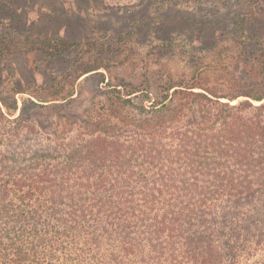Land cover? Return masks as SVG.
<instances>
[{"label":"trees","instance_id":"trees-1","mask_svg":"<svg viewBox=\"0 0 264 264\" xmlns=\"http://www.w3.org/2000/svg\"><path fill=\"white\" fill-rule=\"evenodd\" d=\"M99 3L145 7L148 31L162 5L221 22L187 33L189 72L127 77L0 26V264H264V0Z\"/></svg>","mask_w":264,"mask_h":264},{"label":"rangeland","instance_id":"rangeland-1","mask_svg":"<svg viewBox=\"0 0 264 264\" xmlns=\"http://www.w3.org/2000/svg\"><path fill=\"white\" fill-rule=\"evenodd\" d=\"M162 11V31L157 27L152 29L155 21L150 24L151 30L148 31L147 23H140L141 18L146 21L153 19L145 7L108 9L103 8L99 0H0V26L15 25L21 32H26L34 24L48 34L59 32L67 38L66 45L75 53L78 50L74 43L86 42L89 52L79 64L108 65L112 73L119 76H135L147 61L151 62L150 69L163 70L165 67L179 74L189 72L192 62L188 57L185 58V52L188 51L185 45L187 33L205 39L206 34L210 33L214 24H220L221 19L215 12L207 13L206 10L189 5H162ZM166 30H175L177 38L173 41V49L156 48L147 55L145 51L150 41L157 44L167 40L162 39L167 37ZM148 33L151 37H146ZM123 42L129 49L122 51V54L107 52L99 47L107 43L118 48ZM15 62L21 65L20 57H16ZM100 71L107 73L104 68Z\"/></svg>","mask_w":264,"mask_h":264}]
</instances>
